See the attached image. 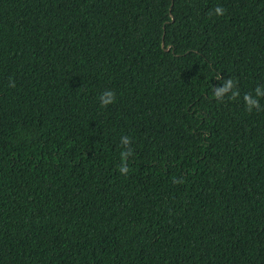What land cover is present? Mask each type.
<instances>
[{
    "label": "trees",
    "instance_id": "obj_1",
    "mask_svg": "<svg viewBox=\"0 0 264 264\" xmlns=\"http://www.w3.org/2000/svg\"><path fill=\"white\" fill-rule=\"evenodd\" d=\"M0 264H264V0H0Z\"/></svg>",
    "mask_w": 264,
    "mask_h": 264
},
{
    "label": "clouds",
    "instance_id": "obj_2",
    "mask_svg": "<svg viewBox=\"0 0 264 264\" xmlns=\"http://www.w3.org/2000/svg\"><path fill=\"white\" fill-rule=\"evenodd\" d=\"M216 11H217V13H220L221 9L217 8ZM260 94H261V93H260V90H259V88H258V89H257V95H260ZM104 95H105V97H106L107 99H111V97H112V93H111V92H106ZM105 102H107V100H105ZM249 103L254 105V104L256 103V101H255V100H250ZM125 142H126V138H125ZM122 170H123V169H122Z\"/></svg>",
    "mask_w": 264,
    "mask_h": 264
}]
</instances>
